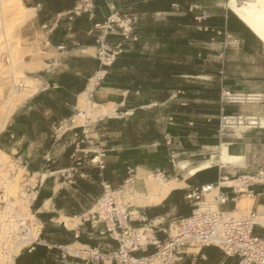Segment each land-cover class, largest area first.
<instances>
[{
    "label": "crops",
    "instance_id": "0c3cea01",
    "mask_svg": "<svg viewBox=\"0 0 264 264\" xmlns=\"http://www.w3.org/2000/svg\"><path fill=\"white\" fill-rule=\"evenodd\" d=\"M221 2L60 0L53 5L51 0H30L25 5L33 12L18 34L25 49H31L33 58L27 64L46 67L29 72L38 91L17 108L0 132V149L31 154L37 145L31 135L42 141L55 135L62 139L43 148L51 163L45 165L46 173L38 178L35 191V217L42 232L31 251L26 250L31 258L22 257L24 251L17 264H84L63 251L74 244H103L106 249H115L118 243L102 236L100 226L83 220L105 187H125L130 171L137 176L152 174L166 169L170 162L174 165L180 156L194 157L191 162H183L189 167L199 166L210 158L203 162L195 157L217 147L225 136V130L220 129L222 116L264 117V103L221 101L225 89L264 95V44ZM195 5L207 9L210 17L197 21L198 11H191ZM112 16L131 21L130 38L122 37L121 30L107 37L122 45V51L88 97L92 105H114V114L81 124L76 120L79 98L103 70L97 57V39L104 32L99 27ZM61 45L64 50L60 51ZM257 133L264 135V128ZM166 135L173 137V146L166 144ZM240 143L245 146L243 163H216L192 176L180 170L185 175L176 178L185 186L172 190L160 204L134 207L138 217L162 223V228L168 231L170 227L172 233L171 220L192 211L191 200L187 199L192 188L213 184L218 189V184L227 180L251 177L260 144L237 141L235 148ZM247 147L255 151L252 159L247 158ZM100 152H105L104 169L91 161ZM75 154L85 159L71 183L61 173L73 167ZM261 154L264 156V152ZM233 168L234 173H242L237 179H231L236 176L229 171ZM33 171L40 173L41 169L35 165ZM223 186L218 192L229 198L221 206L223 214L237 212L239 200L248 195L254 198L251 211L264 207V182L249 183L245 190L236 189L237 193L232 186ZM61 217L79 218L80 222L67 227L64 221H57ZM258 230L264 237V228ZM93 236L104 242L90 243ZM158 237L164 240L166 234L159 232ZM186 250L197 253L199 248ZM210 250L222 252L217 247ZM153 251L149 249V253ZM201 258L203 261L191 260L192 264L215 260L205 254Z\"/></svg>",
    "mask_w": 264,
    "mask_h": 264
},
{
    "label": "built area",
    "instance_id": "2783aa9c",
    "mask_svg": "<svg viewBox=\"0 0 264 264\" xmlns=\"http://www.w3.org/2000/svg\"><path fill=\"white\" fill-rule=\"evenodd\" d=\"M194 10L198 11L195 19L199 22L210 17V12L200 5L193 6L191 11ZM131 26L129 19L112 16L105 25L99 27L100 30L104 31L97 39V43L100 46V62L103 66V70L100 71L102 73L100 80L105 75L106 68L115 62L118 54L122 51L120 45L111 49L108 42H106V38L117 34V31L121 30V36L129 39ZM58 49L60 51L64 50V46H58ZM0 61L2 64L9 65V55L0 51ZM221 101L226 104L264 103V95L244 94L225 89L222 91ZM248 118L251 117L222 116L220 119V129L224 131L226 128H232L228 124L230 119L242 120ZM83 134L86 136L85 131H83ZM75 137H79V134L75 133ZM165 142L168 146L174 145L173 137L170 135L165 136ZM104 158L105 152H100L91 161L96 163L99 168L104 169ZM73 159V167L61 173V176L66 177L71 183L74 182L85 158L75 154ZM19 167L22 168L25 176L21 186L24 195L31 200V195L35 194L32 203L37 199L35 191L38 188L39 180H37L35 186H31V182L28 181V177L31 175L29 164H24L22 160H16V162L6 164L5 168H0V211L8 212L6 210L8 195L3 175L7 173L11 178L16 175L17 168ZM134 174V171L129 172L130 176L127 182L136 177ZM213 187L214 185L210 184L190 190L187 199L191 200L192 211L190 215L176 220L177 230L175 236H173L170 232V227L166 231L162 228V223L155 224L154 220L148 221L147 219L139 218L131 210V206L123 202L119 190H114L107 186L104 193L95 202L92 211L88 213L87 221L100 226V234L118 243L119 249L113 252H105L99 247H87L86 257L79 254L71 256L82 260L84 264H142L143 261L155 257L161 259L163 264H175L179 259L180 248L197 244L200 245V248L217 247L227 257L236 258V264H264V237L257 233L259 227L264 228V207L261 211L258 209L252 211L249 218L221 222V215L223 213L221 206L225 205L229 201V198L226 194L218 192L214 201L208 202L206 194ZM220 187L221 183L218 184V189ZM232 189L236 192L237 188L232 187ZM258 215L262 218L261 225L256 221ZM15 221L19 223L18 230L15 233H11V237L3 233V223L0 221V253L6 257L11 254V248L12 250L15 247L17 249L28 238V229L31 226L30 222H19L17 218ZM136 223H140V225L137 226ZM41 232L42 225L40 223L37 238L29 241L28 245L21 250V253L26 250L31 251V248L38 242ZM159 232L166 234L164 240L158 237ZM150 248H154L153 253H149ZM63 251L66 255L68 254L65 249ZM21 253L18 256L12 253L11 259L14 264H17ZM106 259L109 260V263Z\"/></svg>",
    "mask_w": 264,
    "mask_h": 264
},
{
    "label": "bare ground",
    "instance_id": "6f19581e",
    "mask_svg": "<svg viewBox=\"0 0 264 264\" xmlns=\"http://www.w3.org/2000/svg\"><path fill=\"white\" fill-rule=\"evenodd\" d=\"M13 1H14V5L12 8L16 10L17 20L20 21V24H23L27 19L31 17L32 14L31 12L33 11L28 9L23 4L22 0H13ZM239 1H241V3H239ZM227 6L235 14V16L239 18L254 33V35L260 40V42L264 44V0H244V1L228 0ZM10 64H11V58H10ZM101 76L102 73L101 74L98 73V75L93 80H91L92 82L90 85V89L86 93H83L79 98L80 110L78 112V115L76 116V120L79 123L95 121L107 115L114 114V105L97 106V105H92L91 102L89 101V97H88L89 91L95 88V86L99 83ZM35 91L33 93H35ZM16 93L18 95L20 94L18 89H14L13 94L8 100L7 106L3 111L2 121L0 122V132L4 130V128L7 125V122L9 121L10 117L14 114L18 106L19 99L15 96ZM228 124H230L232 128H240V129H247L253 127L264 128V117L261 118L251 117L242 120L230 119ZM216 156L212 155L209 161L196 167H189L188 162H181L179 163V166L181 170L186 171V176H192L195 175L198 171L209 168L216 163H219L222 166L240 165L245 160V146L244 144L241 143L237 144L234 152H231L230 144L223 143L219 148L218 156L217 157ZM6 158L7 157L4 154V152L0 150V160L3 161L4 164H6L5 161ZM35 175H37V173ZM139 175L140 176L136 175V178L139 181H142V184L145 188V191L143 193L134 190L133 184L135 183V179L127 182L126 186L119 191V194L122 196L123 202L126 205L130 204L133 207L157 205L163 202V200L170 194V192H172V190L185 186V182L183 180L178 178L167 179L163 176L162 173L158 175H154V174L147 175L145 173H142ZM3 178L5 183V189L8 195L7 196L8 206L6 207V210H8V212L0 211V221L3 223V227H2L3 233L10 236L11 233H15L18 230L19 223L15 221L16 218L19 220V222L29 221L30 224H31V220L34 222L33 224H31V226L28 229V238L24 243L20 244V246H18L17 249L16 247L13 250L11 248L10 250L11 254L7 257L4 256L2 253H0V257H1L0 264H14L13 260L11 259L12 253L18 256L21 253V250L28 245L29 241H32L35 238H37L40 228V223L36 219V217L31 213V201L27 197L17 198L16 200L17 202H13V200L10 198L12 180L7 173L3 175ZM258 181H264L263 174L262 176L259 177H242L234 181L227 180L221 184L224 186L235 187L238 190H245L247 184ZM217 195H218V189L214 187L211 188L210 192L206 194V198L208 199L207 201L213 202L214 198ZM253 202H254V198L252 195L244 196L242 199L239 200L238 211L232 214L222 213L221 222H230L232 220H241V219L249 218L252 212L251 208L253 206ZM258 210L259 211L263 210V207L260 206ZM134 213L137 214L135 209H134ZM57 220L60 222L64 221L67 227H74L79 223L78 222L79 218L71 219V218L61 217ZM256 221L258 222V224L260 225L262 224V218L260 215L257 216ZM175 224L176 226L172 225L171 227V231H172L171 234L173 236H175L177 230L176 229L177 223L175 222ZM194 246L200 247V245L197 244L189 245V247H194ZM186 248L188 247L180 248V249H186ZM65 250L71 255L79 254L83 257H86L87 256L86 251L88 249H78L74 247V245H70L65 247ZM106 260L109 263V260L108 259ZM142 264H163V263L161 259L155 257L143 261Z\"/></svg>",
    "mask_w": 264,
    "mask_h": 264
},
{
    "label": "rangeland",
    "instance_id": "374dc122",
    "mask_svg": "<svg viewBox=\"0 0 264 264\" xmlns=\"http://www.w3.org/2000/svg\"><path fill=\"white\" fill-rule=\"evenodd\" d=\"M24 5H28L30 0H22ZM228 0H222V4H226L227 5ZM239 3H241V1H239ZM14 5V1L13 0H0V51L5 52L6 54H8L11 58V64H2V62L0 61V122L2 121V115H3V111L5 110L7 104H8V100L11 97V95L14 92V89H18L19 91V95L16 93L15 96L19 99V103L17 108H19L30 96H32L33 94H35L38 91V88L34 85L33 81L31 80V74H29V72H31V70H35L38 68H43L46 67V65L41 64L38 66H33L31 67V65L27 64L28 61H30L31 58V49L29 51H27V49H25V44L24 42L20 39L19 37V28L28 20H26L23 24H20V21L17 20V16H16V10H14V8H12ZM13 10H12V9ZM11 9V10H10ZM15 12V13H14ZM106 42H108L109 46L111 49H114L116 46L120 45V44H115L114 41L109 40L108 38H106ZM31 45V44H28ZM98 45V49H97V57L100 61V55H99V44ZM122 48V45H120ZM29 52V53H27ZM29 55H27V54ZM15 76V77H14ZM15 78V80H14ZM16 85V87H15ZM28 86V87H27ZM30 86V87H29ZM36 90V91H35ZM35 91V93H33ZM16 108V110H17ZM15 110V111H16ZM12 117V116H11ZM11 117L9 119V121L7 122V125L9 124V122L11 121ZM83 124V123H81ZM6 125V126H7ZM259 128H250V129H240V128H226L225 129V136L222 138V140H220L218 142V146L217 147H213L210 149V151H208L207 153H204L202 156L199 157H195V158H199L201 160L206 161L208 160L212 155L214 156H218L219 153V147L222 145V143H231L230 145V149L231 152H234L235 150V142L237 141H254L256 144H260L256 150L260 151V155L256 154V163H255V167L252 169V172L254 174H252L251 177H257L259 176L261 173H264V156L261 154L264 152V149L262 146H264V135L263 134H259L258 132ZM256 132V133H253ZM254 135V136H252ZM52 139V141L50 142V140ZM62 138H58L57 135H55L53 138H49L48 140L42 141L39 140V138H36L35 136L31 135V140L37 144L36 147L34 145L35 150H33L30 153H24V152H19L17 153L16 151H8L4 148H2L4 154L6 155V164L8 163H12V162H16V160H22L24 162V164L28 163L29 164V168L31 170V175L28 177V181L31 182V186H35L38 178L43 174L46 173L47 170V166L51 163L48 162L46 154H43V148L45 145L48 144H54L55 141L58 140L57 144L61 141ZM46 142V143H45ZM1 150V149H0ZM255 151H253L252 149L250 150L247 147V158L252 159ZM216 156V157H217ZM20 158V159H19ZM194 157H191L189 155L186 156H180L179 158H176L175 161L176 163L173 165L172 162H170V166L172 165L173 167L168 166L166 169L164 170H156L155 172H153L152 174L154 175H158L160 173L163 174V176L167 179H171V178H176V177H182L185 175V173H183L182 171H180V166L178 164L181 163V161H189L191 162V159H193ZM51 160V159H50ZM6 164L3 163V161L0 160V168L6 166ZM35 165H38V167L41 169L40 173H37L35 171H33ZM245 166V165H244ZM17 173L15 176L11 177L12 183H11V195L10 198L13 200V202H17V198H22V197H26L24 195V192L22 191V182L24 180V171L22 170V168H17ZM229 171L233 174H236V176H232L234 178H239L240 175H242L241 172L238 173H234L235 172V168L233 169H229ZM1 174V171H0ZM134 175H138V174H134ZM135 179V183L133 184V188L135 191H140V193H143L145 191V188L142 184V181H139L136 177H134ZM258 182H264V181H258ZM256 182V183H258ZM142 185H141V184ZM252 183V182H251ZM254 183V182H253ZM126 186V184H125ZM124 187V186H123ZM122 188H119L117 190H122ZM142 191V192H141ZM35 194L31 195V200L29 197H27L30 201H31V213L35 216V210H36V202L32 203V200L34 198ZM208 200V199H207ZM129 206H131L130 204H128ZM131 210L134 211V207L131 206ZM87 215L83 218V220H87ZM37 221V220H35ZM58 221V220H57ZM60 222V221H58ZM80 222V220L78 221ZM90 222V221H87ZM176 220H171V223H173L174 226H176L175 224ZM34 222L31 220V224H33ZM171 223L168 225L170 226ZM257 233L259 235H262V232H260L259 230L257 231ZM91 241L97 242V243H102L104 241L99 240L96 241L95 236L92 237ZM74 247L78 248V249H87V247H99L101 250H104L105 252H113V251H117L119 249V244L115 249H106L105 246L102 244L100 246H98L96 244V246H92V245H81V244H74ZM194 248H199V251L197 253H193L190 252L186 249H180L179 250V259L177 260V262L175 264H181L183 262V260H185L186 258H190L191 260L193 259H197L196 262L199 261H203V259L201 258V252L202 249L200 247L194 246ZM24 252V251H23ZM22 252V253H23ZM67 252V251H66ZM69 254V253H68ZM68 257H72L71 254L68 255ZM213 256L215 257V260H213L212 262L206 260V264H235L236 262V258H230L228 259V257L226 255H224L222 252H212ZM228 259V260H225ZM235 259V260H234Z\"/></svg>",
    "mask_w": 264,
    "mask_h": 264
},
{
    "label": "trees",
    "instance_id": "16d2710c",
    "mask_svg": "<svg viewBox=\"0 0 264 264\" xmlns=\"http://www.w3.org/2000/svg\"><path fill=\"white\" fill-rule=\"evenodd\" d=\"M51 2H52L53 5H58V4H60V0H51ZM83 43H84V44H87L88 42H87L86 40H84ZM80 239H81V238H80ZM212 248H213L212 246H211V247H208V248H203L201 254H205V255H207L208 257L213 256V254H212L213 251L210 250V249H212ZM151 253H153V252H151ZM22 257H25V258L30 257V258H31V253H28V252L26 251V252L23 253ZM22 257H21V258H22ZM20 260H21V259H20ZM19 263H20V261H19ZM181 264H192V261H191L190 258H186L185 260H183V262H182Z\"/></svg>",
    "mask_w": 264,
    "mask_h": 264
}]
</instances>
